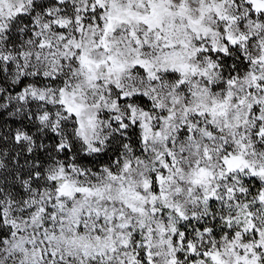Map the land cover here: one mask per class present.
Segmentation results:
<instances>
[{
	"label": "snow or ice",
	"instance_id": "1",
	"mask_svg": "<svg viewBox=\"0 0 264 264\" xmlns=\"http://www.w3.org/2000/svg\"><path fill=\"white\" fill-rule=\"evenodd\" d=\"M0 264H264V0H0Z\"/></svg>",
	"mask_w": 264,
	"mask_h": 264
}]
</instances>
